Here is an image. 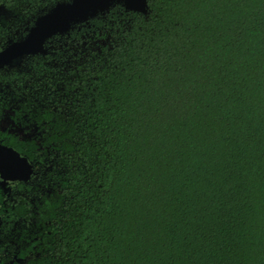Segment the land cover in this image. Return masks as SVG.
<instances>
[{
    "label": "trees",
    "instance_id": "trees-1",
    "mask_svg": "<svg viewBox=\"0 0 264 264\" xmlns=\"http://www.w3.org/2000/svg\"><path fill=\"white\" fill-rule=\"evenodd\" d=\"M57 2L0 0V50ZM46 46L0 69L37 177L0 264H264V0L118 4Z\"/></svg>",
    "mask_w": 264,
    "mask_h": 264
},
{
    "label": "water",
    "instance_id": "water-1",
    "mask_svg": "<svg viewBox=\"0 0 264 264\" xmlns=\"http://www.w3.org/2000/svg\"><path fill=\"white\" fill-rule=\"evenodd\" d=\"M71 2V0H69ZM123 5L127 10L137 11L146 14L148 11V0L137 7L129 8ZM113 5L107 0H92V2L82 5L76 11H67L58 7V2L46 9L39 15L34 23L26 28V34L17 40L11 41L0 53H8L4 56V63L0 64V69L6 67L19 66L27 56L35 54H45L48 52L46 44L56 35H64L73 29L77 24L87 22L89 19L100 13H105ZM49 19L58 18L46 31L40 32L38 41L34 44H25V41L33 34L39 31V24L44 22L45 16ZM11 49V52L9 50ZM0 153L3 154V161L0 163V174L5 180H28L32 174H36L34 164L27 156L22 155L12 146L0 143Z\"/></svg>",
    "mask_w": 264,
    "mask_h": 264
},
{
    "label": "flooded vegetation",
    "instance_id": "flooded-vegetation-1",
    "mask_svg": "<svg viewBox=\"0 0 264 264\" xmlns=\"http://www.w3.org/2000/svg\"><path fill=\"white\" fill-rule=\"evenodd\" d=\"M10 114L14 115V112H7L6 116L1 119V125L5 130H8L10 133L20 135L22 138L29 137L34 133L30 123H27L26 121H16ZM34 179H37V177L32 174L28 180H5L0 174V246L2 243L1 226H3L4 222L7 221L6 218H9V206L12 205V202L17 201L19 197H22L24 194L29 192L28 186L29 184H34Z\"/></svg>",
    "mask_w": 264,
    "mask_h": 264
},
{
    "label": "snow or ice",
    "instance_id": "snow-or-ice-1",
    "mask_svg": "<svg viewBox=\"0 0 264 264\" xmlns=\"http://www.w3.org/2000/svg\"><path fill=\"white\" fill-rule=\"evenodd\" d=\"M92 2V0H58V7L63 8L67 11H76L82 5ZM108 3L115 6L118 4H125L127 7H137L142 3H145L146 0H107ZM58 18L49 19L47 14L45 16L44 22L39 24V31H34L33 34L25 41V44H34L38 41L40 32L46 31L53 23L56 22ZM11 52V49L9 50ZM8 53H0V64L4 63V56ZM3 161V154L0 153V163Z\"/></svg>",
    "mask_w": 264,
    "mask_h": 264
}]
</instances>
